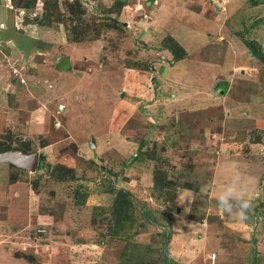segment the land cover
Instances as JSON below:
<instances>
[{
  "label": "rangeland",
  "instance_id": "rangeland-1",
  "mask_svg": "<svg viewBox=\"0 0 264 264\" xmlns=\"http://www.w3.org/2000/svg\"><path fill=\"white\" fill-rule=\"evenodd\" d=\"M230 1L219 9L246 65L192 109L170 101L173 88L146 106L162 58L109 23L113 3L0 0V148L41 165L0 163V264H264V60L245 43L264 53V0ZM92 45L97 59L80 51ZM181 59L174 72L202 68ZM155 169L170 188L153 187ZM234 175L252 203L245 221L215 198ZM120 188L134 202L122 233L110 222Z\"/></svg>",
  "mask_w": 264,
  "mask_h": 264
},
{
  "label": "crops",
  "instance_id": "crops-1",
  "mask_svg": "<svg viewBox=\"0 0 264 264\" xmlns=\"http://www.w3.org/2000/svg\"><path fill=\"white\" fill-rule=\"evenodd\" d=\"M83 1L88 6L89 4H98L100 8L103 5L109 8L115 1L123 2L119 12L116 14L112 13L110 16L126 19L122 21V24H127V27L123 24V28L126 30L127 28H131L134 37L138 38V43L141 44L142 42L144 44V49L157 55L160 54L159 56H161L162 60L151 61L154 65L150 66L154 75L160 81V89L155 88L153 90L152 95L156 92V99H153L151 104L146 105L148 108H154L157 104H162L165 101L163 93L160 90L163 92L164 90L168 91L170 88H173V90L179 89V93L176 94L174 91H170V101L174 100L175 103L185 104L187 107L195 104L194 107H188L194 109L208 100L209 97L206 96V93L209 84H214L213 87L215 89L222 91L221 84L226 81L230 82L233 79L235 74L233 70L246 65V61H243L238 52H236L238 47L236 49L234 43L231 41L233 35H227L226 33L227 29L224 27L225 16L223 15L224 12L219 9V0H210L211 2L209 0H207L208 2L206 0ZM234 2L235 0L230 1V3ZM186 4L190 5L188 11L184 14L180 13L181 6H185ZM92 8L94 10L95 8L98 9L96 5L92 6ZM139 11L142 12L143 16ZM166 35H170L178 41L185 49L186 57H192L194 63L202 67L201 71L194 68L195 66L192 69H184L178 64L176 65L177 71H173V66L171 67L169 64L172 54L169 50L162 48L159 43ZM223 39H225L224 42L222 41ZM78 47L80 45L76 44V51ZM219 47L224 51L222 52L223 58L220 61L216 59V56H219L217 53ZM95 49L93 45L87 46V49L83 46L80 51H85L91 57H96L97 59L99 53ZM182 60L179 59L177 61L181 62ZM93 68V70L91 68H88V70L95 72L98 65H95ZM134 71L137 70L126 69V72L133 73ZM124 80L127 82L125 77ZM174 80H177L176 84H174ZM148 93L147 91L142 92L141 98L145 99Z\"/></svg>",
  "mask_w": 264,
  "mask_h": 264
},
{
  "label": "trees",
  "instance_id": "trees-1",
  "mask_svg": "<svg viewBox=\"0 0 264 264\" xmlns=\"http://www.w3.org/2000/svg\"><path fill=\"white\" fill-rule=\"evenodd\" d=\"M53 1L56 3V0H53ZM122 5H123V2L115 1L113 3V8L117 9V12H119V9ZM43 7L45 8L46 5L43 4ZM108 21L109 23L113 25L114 28L115 26H120L121 28H123L122 24L118 23L117 19L115 18L109 17ZM245 43L249 49V55L256 57L260 60H264V53L261 51V48L257 42L250 40V41H246ZM161 47L169 50V52L172 54V59L170 60V63H173V61L179 60L186 55L185 49L178 43L176 39H174L170 35H166L165 37L162 38ZM12 148L13 147L11 146H3L0 148V153L6 150H10ZM23 150L24 152L26 151L25 149ZM40 167L41 165L39 164L38 168ZM163 174L165 175V173L161 171L160 169H155L153 171V187L155 189H158V190H162L164 188L168 189L172 186V183L169 180H167ZM186 186H188L187 188H191L190 187L191 185H186ZM133 207H134V202H133L132 193L125 188L118 189L116 191V194H115L112 206H111V212H110L111 213L110 222L112 223V227H114L115 230H120V232L122 233L121 230H125V228L126 229L128 228L127 224L125 225V223L132 216L131 211ZM257 216L258 215L256 214L255 215L256 219H257Z\"/></svg>",
  "mask_w": 264,
  "mask_h": 264
},
{
  "label": "clouds",
  "instance_id": "clouds-1",
  "mask_svg": "<svg viewBox=\"0 0 264 264\" xmlns=\"http://www.w3.org/2000/svg\"><path fill=\"white\" fill-rule=\"evenodd\" d=\"M247 189L241 184L239 176L234 175L231 181L216 193L217 206L220 211L238 217L241 221L248 219L252 203L246 198Z\"/></svg>",
  "mask_w": 264,
  "mask_h": 264
},
{
  "label": "water",
  "instance_id": "water-1",
  "mask_svg": "<svg viewBox=\"0 0 264 264\" xmlns=\"http://www.w3.org/2000/svg\"><path fill=\"white\" fill-rule=\"evenodd\" d=\"M122 96V92L119 93ZM90 146L94 147V140L91 139ZM10 162L22 169L35 171L38 167V154L26 153L20 149H10L0 153V163ZM171 264V261H168Z\"/></svg>",
  "mask_w": 264,
  "mask_h": 264
},
{
  "label": "built area",
  "instance_id": "built-area-1",
  "mask_svg": "<svg viewBox=\"0 0 264 264\" xmlns=\"http://www.w3.org/2000/svg\"><path fill=\"white\" fill-rule=\"evenodd\" d=\"M215 256V254H212V258Z\"/></svg>",
  "mask_w": 264,
  "mask_h": 264
}]
</instances>
